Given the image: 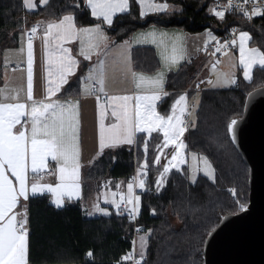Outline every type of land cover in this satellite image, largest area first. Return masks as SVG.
<instances>
[{
	"label": "trees",
	"instance_id": "trees-1",
	"mask_svg": "<svg viewBox=\"0 0 264 264\" xmlns=\"http://www.w3.org/2000/svg\"><path fill=\"white\" fill-rule=\"evenodd\" d=\"M180 4L178 11L140 15L135 0H129L127 12L116 15L108 28L114 40L120 41L135 30L150 24L179 26L199 31L215 26V33L231 24H243L240 14L225 13L223 18L209 10L210 0H167ZM73 14L76 24L97 21L84 0H49L35 11L23 8L22 0H0V45L13 43L14 33L39 19H55ZM252 42L264 52V15L255 16ZM135 66L152 70L157 61L149 48L134 49ZM136 50L141 54L139 57ZM193 62H184L178 70L169 72L165 88L169 91L157 104L159 112L167 114L175 94L197 74ZM264 85V69L256 68L252 79L242 80L228 88L200 90V100L193 127L184 134L188 151L205 154L212 162L216 179L211 182L199 175L195 182L182 171L172 169L159 190L155 178L159 166L154 157L162 134L148 136L138 133L132 144L105 149L83 170V193L91 182L128 181L135 167L147 162L144 188L138 192L139 210L135 222L127 214L112 210L109 215L87 216L80 204L69 202L54 206L47 194L27 199L29 264L75 262L78 264H114L133 247L134 226L149 230L141 264H203V245L208 233L226 214L240 211L248 201L249 169L230 140L228 122L242 114L246 94ZM75 84H69L63 95L76 94ZM147 143V151H145ZM234 190V194H233ZM91 252L92 256L87 254Z\"/></svg>",
	"mask_w": 264,
	"mask_h": 264
},
{
	"label": "snow or ice",
	"instance_id": "snow-or-ice-1",
	"mask_svg": "<svg viewBox=\"0 0 264 264\" xmlns=\"http://www.w3.org/2000/svg\"><path fill=\"white\" fill-rule=\"evenodd\" d=\"M41 4H47L48 0H40ZM88 5L91 7V15L96 17H103L104 21L108 24L112 23L113 15L117 12L123 13L128 11L129 0H87ZM141 5L146 3V0H139ZM253 4L252 12L243 10V15L248 19L253 16L264 15V11L261 10V4L258 0H243V4ZM24 6L28 9L36 7L34 0H24ZM168 7L167 4L155 5L148 4V8L152 11L165 10ZM233 7L232 0H229L226 8ZM215 15L223 18L224 11H215ZM145 11H141V16L146 15ZM38 26H34L30 29V35L28 39V100H33L32 97V39L31 36L37 32ZM55 33V35H54ZM80 33L86 34L91 39L93 33H98L102 37L99 26L95 29H77L75 25V18L72 15L63 16L58 22L49 23L45 32V44H48V38L53 37L59 42H64L77 38ZM152 35V34H149ZM251 40V36L247 32L239 33V63L244 68V77L247 80L252 79V70L255 67H261L264 69V52H261L257 48H248L246 44ZM155 42V41H153ZM236 43L235 40L232 41ZM221 45L216 51H220L225 47ZM58 50L61 53L59 57L50 59L49 63H55L57 65L56 71L59 73L60 84H57L55 89L51 86L52 82L49 81L48 96L50 97L59 91L62 84L67 83L66 76L71 74L72 68L77 64V61L71 57L70 50L65 49L62 43L58 45ZM179 49L173 46L172 56H164L166 61L175 63L178 58ZM55 53H51L50 56H54ZM86 59H90V56H85ZM101 62V66H102ZM215 68V65H213ZM52 73L49 72V76ZM136 78V87L140 88L142 85H149L154 88H162V76L157 74L156 77H144L143 75H137L133 73ZM92 73L86 79H93ZM226 83H235L234 78H230L227 74L224 76ZM98 83L101 85L100 91L103 92L104 79L101 75ZM89 92L95 91V89H88ZM161 93L154 92L150 95H138L135 97L136 104L133 112L129 111L127 101L131 100L129 96H113L109 97L110 101H122L117 107L118 110H114L112 115L117 117L121 123L112 124L106 129L101 126L100 131V147L101 150L104 147L116 146L120 143L132 144L134 142V133L147 132L151 134L154 131H162L164 137L163 147H168L169 144L176 145V151L169 161V165H166L163 172L160 174V178L157 180L158 188H162L165 182V174L172 168H177L178 164H183L184 158L181 153V149L186 145L180 140V137L186 131L184 126V120L182 116L186 112V96L181 95L179 99L173 105L172 114L164 117L161 116L155 110V101L160 99ZM167 95V93H163ZM7 99V97L5 98ZM15 99V97H13ZM99 102V97H97ZM177 106H179V114H177ZM59 110V111H58ZM70 111H76L78 115V104L65 106L58 102L44 103L33 101L30 110L24 103H4L0 102V264H27V236L28 231L25 227L27 222L26 215L18 219V214L13 212V209L17 206L19 198H28V171L29 162L31 171L38 173L47 168V159L51 157L53 161L62 162L58 167V180L54 187L48 184H39L37 182L31 183V193L33 195L48 191L55 196L54 203L57 207L63 206L64 197L69 199L73 195L78 193L79 190V164H78V150L74 140L78 138L74 135L77 131L75 124H78L76 120L75 124L72 120L66 119ZM30 120V128L26 125ZM23 121V122H22ZM237 121H231L229 130L234 131V127ZM17 125H20V130L15 131ZM107 141V142H106ZM145 151H147V143H145ZM162 154V150H161ZM207 169H211V165L208 164L206 158H202ZM177 163H173V162ZM154 163H160V156L158 155ZM147 167V162L142 166V170ZM11 172V176L15 178L18 183V187L14 186L13 181L9 178L7 172ZM211 175V171L207 173ZM195 175L192 176V181L195 182ZM144 180H140L138 187H144ZM134 185L129 183L127 185V195H121V202H125L128 205H132L129 210L132 218L138 214L139 209V196L133 195ZM234 194V190H233ZM115 195V194H114ZM115 203V201H113ZM117 209L121 207V204L116 203ZM99 212L108 214L104 209L97 208ZM146 238L141 237V249L145 247ZM89 257L92 253L87 254ZM125 260L132 259V254L123 257ZM141 259H143V251H141ZM136 264H140V261H136Z\"/></svg>",
	"mask_w": 264,
	"mask_h": 264
},
{
	"label": "crops",
	"instance_id": "crops-1",
	"mask_svg": "<svg viewBox=\"0 0 264 264\" xmlns=\"http://www.w3.org/2000/svg\"><path fill=\"white\" fill-rule=\"evenodd\" d=\"M89 12L91 14V7L88 5L87 0H84ZM139 6L140 15L141 11H145L147 14H153L157 12L164 11H178L181 6L176 2H171L167 0H146L144 5L139 3V0H135ZM49 2V0H48ZM36 7L33 9H28L24 6V0H22L23 8L27 11H35L38 7L45 6L46 4H41L40 0H34ZM163 5L167 4L168 7L165 10L152 11L148 8V4ZM129 9V8H128ZM210 9V8H209ZM127 12V11H126ZM124 13V12H123ZM120 14L117 12L113 15L112 21L116 15ZM72 15L71 13H65L59 18L55 19H39L38 21L43 24V28L39 31L38 37L32 40V97L33 100H28V40L25 37L24 27L17 30L14 35L15 39L13 43L8 45H0V102L4 103H24L30 110L33 101L53 103L58 102L61 105L70 106L78 104V115L76 111H70L66 119H71L72 123L75 124L78 120V124H75L77 131L74 135L78 138L74 140L73 143L76 144L78 150V164H79V190L78 193L73 195L71 199L65 196L63 206L69 202L77 201L84 213L87 216H99V215H109L112 210H115L111 205L112 199H120L119 204H126L121 202V195H127V185L131 181L124 182V180H112L110 183L102 181L101 183L91 182L83 193L82 181H83V170L86 169L101 153L107 148H114L127 143H120L116 146L104 147L101 150L100 147V131L103 125L106 129L112 124L121 123L117 117L112 115L114 110H118V105L123 103L122 101H110L108 98L117 96H129L132 97L131 100L127 101V105L130 112L135 109L136 100L135 97L138 95H150L154 92L161 93L160 99L155 101V110L161 116L165 115L159 112L157 108L158 102L165 96L163 93H168L169 91L165 88L166 78L169 72L176 71L179 69L181 64L184 62H193L197 68L196 76L188 82V84H193L192 88L185 91L184 88L178 92H185L190 96L194 92H198L204 89H219L225 88L219 78L217 82L210 84L204 82L206 87L203 86L201 81V76L203 72H200L204 59L207 55L202 53L200 48L204 42L212 39L215 35L214 25L204 28L199 31H189L179 26H161L157 24H150L145 27L139 28L132 32L128 37L116 41L114 37L108 32V28L111 24L104 21L103 17L93 16L97 21L89 24H76L77 29H95L97 26L100 28L101 35L98 33H93L91 39L84 34L80 33L77 38L67 40L64 42H59L53 37L48 38V44H45V32L47 25L49 23L58 22L63 16ZM145 16V15H144ZM74 17V16H73ZM209 28V33L204 34L203 39L197 45V39L195 33H199L205 29ZM152 34V35H149ZM55 35V33H54ZM155 41V42H153ZM62 43L63 48L69 49L71 57H73L77 64L73 66L71 74L66 76L67 83L62 84L59 91H55L53 95L48 96L49 81L52 82L51 86L55 89L57 84H60L59 73L56 71L57 65L55 63H49L50 59H55L59 57L61 53L58 50V45ZM248 43V42H247ZM173 46L179 49L177 62L172 63L166 61L163 57L172 56ZM149 48L152 50L153 55L151 56L157 61V66L152 70H146L144 68H138L135 66L133 60V53H135L136 48ZM239 50V40L236 42V50L233 52L237 53ZM55 53L54 56H50L51 53ZM200 53V57L198 56ZM229 51L223 53L221 57ZM136 54L138 57L141 55L137 50ZM85 56H90V59H86ZM200 59V60H199ZM219 64L223 65L222 60L218 59ZM101 62L102 66H101ZM211 62L208 64V66ZM49 72L52 73L49 76ZM92 73L93 79H86L89 74ZM133 73L137 75H143L144 77H156L157 74L162 76V88H154L147 84L142 85L140 88L136 87V78ZM205 80H208L207 76ZM101 75L104 79L103 88L104 91L101 92L99 89L101 85L98 83ZM237 76H233L236 81ZM75 84V88L78 89V93L63 95L61 92L69 84ZM196 83L198 86L196 87ZM230 83L228 87L232 86ZM234 85V84H233ZM208 86V87H207ZM95 89V91L89 92L88 89ZM227 88V87H226ZM177 92V93H178ZM7 97V99H5ZM15 97V99H13ZM99 97V102L97 100ZM59 111V110H58ZM23 122V121H22ZM30 120L26 125L30 128ZM20 130V125H17L15 131ZM144 133L149 135L147 132H136ZM107 142V141H106ZM187 148V146H186ZM47 168L53 169L52 175H46L44 172L40 171L38 173H33L31 171V166L29 162L28 171V197L32 196L31 193V183L37 182L39 184H48L53 187L59 183L58 180V167L60 163L58 161H53L51 157L47 159ZM39 173H43L42 176H38ZM9 178L13 181L14 186L18 187V183L15 178L11 176V172H7ZM134 181V191L133 195H138L141 191L137 188ZM135 193V194H134ZM47 194L51 203H54V194L43 191L35 195ZM115 194V195H114ZM28 199V198H27ZM27 199L23 197L19 198L17 206L13 209V212L18 214L17 218H23L26 215L27 218ZM61 206V207H63ZM116 206V205H115ZM132 208V205H128ZM57 207V206H56ZM104 209L108 214L99 212L96 209ZM117 209V208H116ZM118 210V209H117ZM139 210V209H138ZM27 251H28V236H27ZM27 264L28 260H27ZM44 264H78L75 262H63V263H44Z\"/></svg>",
	"mask_w": 264,
	"mask_h": 264
},
{
	"label": "water",
	"instance_id": "water-1",
	"mask_svg": "<svg viewBox=\"0 0 264 264\" xmlns=\"http://www.w3.org/2000/svg\"><path fill=\"white\" fill-rule=\"evenodd\" d=\"M227 130L249 169L248 201L208 233L203 264H264V85L246 94L242 114L228 122Z\"/></svg>",
	"mask_w": 264,
	"mask_h": 264
},
{
	"label": "rangeland",
	"instance_id": "rangeland-1",
	"mask_svg": "<svg viewBox=\"0 0 264 264\" xmlns=\"http://www.w3.org/2000/svg\"><path fill=\"white\" fill-rule=\"evenodd\" d=\"M212 13L215 14L214 12H212ZM240 32H247L251 36V40L248 41V43L246 44V47L257 48L261 52H263L262 48H260L257 45V43L255 44L252 42V33H251L252 31L250 29L246 28V29L241 30ZM206 33L208 35L209 28L205 29L199 33H195V35L197 36L196 37L197 45L201 42V40L203 39L202 36ZM239 33L236 37V42L239 40ZM239 55H240L239 50L237 53H235L233 51H229V53L225 54L223 57H221V58L218 57L217 59L211 61V64L209 66H208V64L210 62L206 63L207 58L204 59L203 66L200 69L201 70L200 72H203L202 76L200 77L201 81L203 82V86L206 87V85L204 83L205 81H206V83L211 85V83H213L214 81L217 82L216 79L219 78V81H221L220 83H222L221 85H223V87H225V88L226 87L228 88V85H230V82H228V83L225 82V80H224L225 74H227L230 78H233V76L239 75L242 80L249 81V80L245 79V77H244V68L239 63ZM198 56L200 57V53H198ZM218 59L222 60L223 65H221V63L219 64V61H217ZM213 65H215V68H213ZM256 68H261V67L257 66L255 68H253L252 76H253L254 70ZM208 72H209V74L207 76L209 77V79L205 80V76ZM200 92L201 91L194 92L190 96H187L188 94L185 92H182V91L178 92L177 94H175V96L172 99L169 112L163 116L167 117V116L171 115L172 110H173V105L175 104V102L179 99V97L181 95H185L186 96V101H185L186 112L182 116V119L185 122L184 123L185 128H186V126L193 127L195 124V120H196V110L198 107V101L200 100V95H201ZM177 114H179V106H177ZM160 133L162 134V140H161L159 147L156 150L155 157H154V161H155L156 157L158 155L160 156V163L159 164L155 163V165L159 166V171L157 172L156 178H155L156 190L160 189V188H158L157 183H156L157 180L160 178V174L163 172L164 167L166 165H169V161L171 160L172 155L176 151V145H174V144H169L168 147H163V144H164L163 132L160 131ZM184 134H185V132L180 137V140H182L183 143L186 145L185 139H184ZM161 150H162V154H161ZM181 153H182V156H183L185 162L183 164H178L177 168H172V169H178V170L182 171L184 168H186V176L190 182H193L192 181L193 175H195L196 179L198 178L199 175H202V176L206 177L208 180H210L211 182L215 181L216 175H215L214 166H213L212 162L210 161V159L205 154L196 153L195 151H188L186 147L181 149ZM202 158H206L208 164L211 165V169H207ZM173 163H177V162L174 161ZM144 164H145L144 162H141L137 167H135V171H134L135 178H136L135 184L137 185V188L139 190H143V188H144V187L143 188L138 187L139 181L145 179L146 168H144L142 170V166ZM209 171H211V175L207 174ZM168 173L165 174V179H166ZM196 179H195V181H196ZM131 183H133V182L131 181ZM135 196H136V194H135ZM119 200L120 199L116 200L115 198L112 199L111 205L113 206V208L115 210H117L116 209L117 207L115 205H116V203H119L118 202ZM113 201H115V203H113ZM90 217H92V216H90ZM148 234H149V230H145V231L140 230V231H137L136 235L133 238V249L140 256H141V251H143V255H144V252L146 249V244H145V247L143 248V250L141 249V237H145L147 239Z\"/></svg>",
	"mask_w": 264,
	"mask_h": 264
},
{
	"label": "built area",
	"instance_id": "built-area-1",
	"mask_svg": "<svg viewBox=\"0 0 264 264\" xmlns=\"http://www.w3.org/2000/svg\"><path fill=\"white\" fill-rule=\"evenodd\" d=\"M258 2L261 4V10L264 11V0H258ZM229 0H210L209 2V8L212 12L215 11H224L225 13H237L241 15V18L243 20V24H231L226 30H223L219 33H215L214 37L207 42H204L200 48L201 52L207 55V62H211L218 57H220L223 53L227 51H234L236 50V43L233 44L232 41H236V37L238 33L246 28L252 27L254 23V17L253 16L251 19H248L245 15H243V10H246L249 12V14L252 12L253 9V4L248 3V4H243V0H232L233 7L231 8H226L228 5ZM34 26H38L37 32L31 36V39H35L38 37L39 31L43 28V24L39 21H35L30 23L29 25L24 27L25 30V37L26 40L29 39L30 35V29ZM225 42H227L226 46L221 48L220 51H216L217 48H220L221 45H225ZM195 81H193V84ZM236 83V81H235ZM234 83V84H235ZM188 84L184 90L188 91L189 88H192L193 85ZM196 87L198 84L196 83ZM46 175H52L53 174V169L52 168H47L46 171L44 172ZM43 173H39L38 176H42ZM128 180L132 181L134 183L135 181V174L128 177ZM131 209L130 206L126 204H121V207L118 209L120 213L127 214L129 219L133 222H135L137 214L135 215V218H132L130 215L129 210ZM21 219V218H20ZM27 220V218H26ZM25 227L27 228L28 231V222H26ZM137 231H140V226L135 225L134 226V236L136 235ZM132 254V259L130 260H125L123 257ZM140 261V264L142 262L141 256L138 255L133 247L126 252H124L117 260L114 261V264H136V261Z\"/></svg>",
	"mask_w": 264,
	"mask_h": 264
}]
</instances>
